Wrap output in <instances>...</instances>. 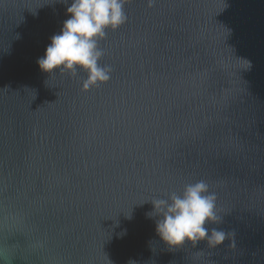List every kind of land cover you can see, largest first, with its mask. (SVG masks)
Returning a JSON list of instances; mask_svg holds the SVG:
<instances>
[{"label": "water", "instance_id": "1", "mask_svg": "<svg viewBox=\"0 0 264 264\" xmlns=\"http://www.w3.org/2000/svg\"><path fill=\"white\" fill-rule=\"evenodd\" d=\"M72 0H0V264H264V0H130L107 83L37 61ZM205 181L234 232L169 250L153 199Z\"/></svg>", "mask_w": 264, "mask_h": 264}, {"label": "clouds", "instance_id": "2", "mask_svg": "<svg viewBox=\"0 0 264 264\" xmlns=\"http://www.w3.org/2000/svg\"><path fill=\"white\" fill-rule=\"evenodd\" d=\"M67 3V0H64ZM130 0H72L67 8L62 32L54 35L44 57L37 61L39 70L50 75H76L77 69L87 73L83 90L104 84L111 78V68L99 62L104 56L99 47L108 30L116 31L127 22L124 11ZM153 0H148V7ZM166 198L153 199V211L146 214L156 219V235L169 250H178L186 243L194 247L206 243L216 249L229 241L235 247L234 232L226 233L212 225H219L223 217L217 208V195L210 192L207 182L201 180L184 186L182 192L165 194Z\"/></svg>", "mask_w": 264, "mask_h": 264}]
</instances>
